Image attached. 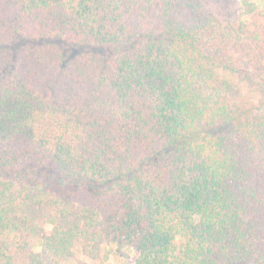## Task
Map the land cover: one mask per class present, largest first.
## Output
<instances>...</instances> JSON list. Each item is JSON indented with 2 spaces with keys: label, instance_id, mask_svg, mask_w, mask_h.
<instances>
[{
  "label": "trees",
  "instance_id": "16d2710c",
  "mask_svg": "<svg viewBox=\"0 0 264 264\" xmlns=\"http://www.w3.org/2000/svg\"><path fill=\"white\" fill-rule=\"evenodd\" d=\"M237 3L0 0V264H264V9Z\"/></svg>",
  "mask_w": 264,
  "mask_h": 264
},
{
  "label": "rangeland",
  "instance_id": "374dc122",
  "mask_svg": "<svg viewBox=\"0 0 264 264\" xmlns=\"http://www.w3.org/2000/svg\"><path fill=\"white\" fill-rule=\"evenodd\" d=\"M234 1L238 2L237 3L238 6L241 7L242 9L241 12L242 19L247 21H249L252 17V10L264 9V0H234ZM229 6L233 8L234 5L231 4ZM56 222H57V216L54 218L51 217L46 223V230L48 232H51ZM77 256L78 258H80L79 253L77 254ZM133 261H134V253L132 251H127V255L125 257L110 255L107 262L108 264H133Z\"/></svg>",
  "mask_w": 264,
  "mask_h": 264
},
{
  "label": "crops",
  "instance_id": "0c3cea01",
  "mask_svg": "<svg viewBox=\"0 0 264 264\" xmlns=\"http://www.w3.org/2000/svg\"><path fill=\"white\" fill-rule=\"evenodd\" d=\"M128 251H129V250H128ZM111 258H113V257H111ZM111 258H110V259H111ZM134 258H135V255H134ZM105 264H108V262H106ZM133 264H134V261H133Z\"/></svg>",
  "mask_w": 264,
  "mask_h": 264
}]
</instances>
